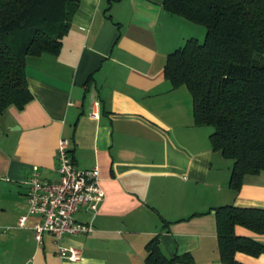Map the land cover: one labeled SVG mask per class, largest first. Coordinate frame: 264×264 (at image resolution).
Listing matches in <instances>:
<instances>
[{
	"label": "crops",
	"instance_id": "obj_1",
	"mask_svg": "<svg viewBox=\"0 0 264 264\" xmlns=\"http://www.w3.org/2000/svg\"><path fill=\"white\" fill-rule=\"evenodd\" d=\"M163 1L78 0L59 54L26 58L32 100L0 117V264H145L155 236L167 258L221 264L213 209H264V172L230 190L232 162L212 150V130L194 125L187 89L165 80L167 55L205 30L165 12ZM60 140L77 169L98 168L105 194L93 231L60 241L80 251L75 263L57 257L49 236L38 246L27 216L25 182L33 167L43 180L58 178ZM235 234L264 245V235ZM235 259L264 264V254Z\"/></svg>",
	"mask_w": 264,
	"mask_h": 264
},
{
	"label": "trees",
	"instance_id": "obj_2",
	"mask_svg": "<svg viewBox=\"0 0 264 264\" xmlns=\"http://www.w3.org/2000/svg\"><path fill=\"white\" fill-rule=\"evenodd\" d=\"M78 0H0V117L31 100L26 58L57 56ZM163 10L205 29L168 54L163 73L173 89L185 87L196 127H210L211 148L232 162L229 189L264 172V0H164ZM221 264H241L236 253L264 254V245L238 237L236 227L264 235V209H213ZM202 215V214H201ZM165 223V222H164ZM165 225H168L165 223ZM145 264H195L190 254L167 258L158 236Z\"/></svg>",
	"mask_w": 264,
	"mask_h": 264
},
{
	"label": "built area",
	"instance_id": "obj_3",
	"mask_svg": "<svg viewBox=\"0 0 264 264\" xmlns=\"http://www.w3.org/2000/svg\"><path fill=\"white\" fill-rule=\"evenodd\" d=\"M97 118L96 113H92ZM56 173L53 181L43 180L33 167L25 185L28 202V217H34L32 226L33 239L38 246L44 236L53 239L56 255L60 260L78 262L80 251L75 248L62 247L60 241L65 236L88 234L93 231V220L105 194L99 184V170L93 168L82 171L74 165L68 151L67 142L60 140L57 148ZM85 210L90 214L85 223L75 220L78 211ZM27 217L19 220L23 227Z\"/></svg>",
	"mask_w": 264,
	"mask_h": 264
},
{
	"label": "rangeland",
	"instance_id": "obj_4",
	"mask_svg": "<svg viewBox=\"0 0 264 264\" xmlns=\"http://www.w3.org/2000/svg\"><path fill=\"white\" fill-rule=\"evenodd\" d=\"M201 28H203V27H201ZM203 29H204V28H203ZM204 30H205V29H204ZM203 40H204V38H201V39L199 40V42L202 43ZM204 128H206V129H208V130H212L210 127H204Z\"/></svg>",
	"mask_w": 264,
	"mask_h": 264
}]
</instances>
